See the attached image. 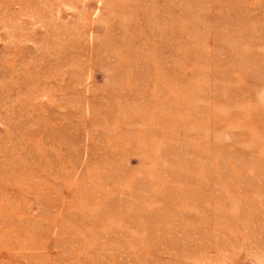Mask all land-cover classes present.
I'll return each instance as SVG.
<instances>
[{"label": "rangeland", "instance_id": "obj_1", "mask_svg": "<svg viewBox=\"0 0 264 264\" xmlns=\"http://www.w3.org/2000/svg\"><path fill=\"white\" fill-rule=\"evenodd\" d=\"M0 264H264V0H0Z\"/></svg>", "mask_w": 264, "mask_h": 264}]
</instances>
